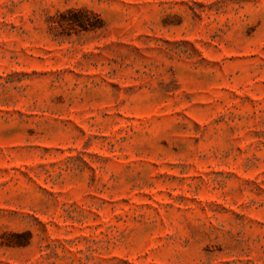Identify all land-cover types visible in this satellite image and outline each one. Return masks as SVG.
I'll return each instance as SVG.
<instances>
[{"label":"rangeland","instance_id":"obj_1","mask_svg":"<svg viewBox=\"0 0 264 264\" xmlns=\"http://www.w3.org/2000/svg\"><path fill=\"white\" fill-rule=\"evenodd\" d=\"M0 264H264V0H0Z\"/></svg>","mask_w":264,"mask_h":264}]
</instances>
